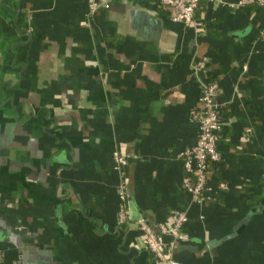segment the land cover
<instances>
[{
  "label": "crops",
  "instance_id": "crops-1",
  "mask_svg": "<svg viewBox=\"0 0 264 264\" xmlns=\"http://www.w3.org/2000/svg\"><path fill=\"white\" fill-rule=\"evenodd\" d=\"M235 1L199 0L197 30L156 0H0V264H154L139 220L173 209L181 264H264V4ZM211 79L220 159L194 199L180 152Z\"/></svg>",
  "mask_w": 264,
  "mask_h": 264
},
{
  "label": "built area",
  "instance_id": "built-area-1",
  "mask_svg": "<svg viewBox=\"0 0 264 264\" xmlns=\"http://www.w3.org/2000/svg\"><path fill=\"white\" fill-rule=\"evenodd\" d=\"M91 9L99 4H105L107 0H88ZM158 3L168 6L171 11V18L176 21H182L185 24H191L198 30L199 22L194 18V10L199 0H156ZM212 1V0H209ZM224 3V0H218ZM233 7L248 4H264V0H237L229 3ZM260 35L264 38V24L260 28ZM220 91L219 82L211 79L202 84L199 94L201 106L199 109L191 110V119L195 120L199 127L196 141L181 150L180 155L186 174L182 178L183 187L190 193L191 197L198 199L202 197L204 192L210 188L208 184V174L211 166L220 159L219 152L216 147V141L219 132L224 124L221 111V103L218 100ZM115 167L123 172L122 166L127 163L128 154L120 149L112 151ZM117 194L119 197L118 220L124 221L128 216L126 205L127 192L125 183L120 178L117 186ZM171 223L165 225L158 223L157 229L151 226L145 218H140V230L147 247L153 254L154 264H181L174 258L172 249L178 240L188 238L187 232L183 229V224L188 219L186 210L173 209L171 211ZM170 235V239L165 240L164 235ZM1 257V253H0ZM11 264H24L21 260H15Z\"/></svg>",
  "mask_w": 264,
  "mask_h": 264
},
{
  "label": "water",
  "instance_id": "water-1",
  "mask_svg": "<svg viewBox=\"0 0 264 264\" xmlns=\"http://www.w3.org/2000/svg\"><path fill=\"white\" fill-rule=\"evenodd\" d=\"M25 254H23V256L21 257V261L24 263V264H33L31 262L30 259H27L26 256H24ZM41 264V263H40Z\"/></svg>",
  "mask_w": 264,
  "mask_h": 264
}]
</instances>
